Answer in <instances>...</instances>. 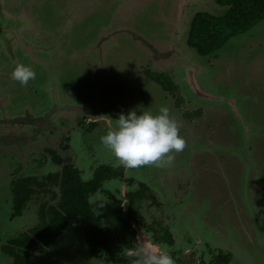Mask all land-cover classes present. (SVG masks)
<instances>
[{
	"label": "rangeland",
	"instance_id": "obj_1",
	"mask_svg": "<svg viewBox=\"0 0 264 264\" xmlns=\"http://www.w3.org/2000/svg\"><path fill=\"white\" fill-rule=\"evenodd\" d=\"M224 9L213 0H0V244L37 223L40 204L54 202L51 192H37L11 216L10 179L42 178L64 163L88 179L108 164L121 173L104 180L90 203L113 202L144 182L157 203L144 200L138 215L173 238L153 243L135 226L138 250L124 247L127 258L166 246L175 264H186L185 251L187 264H210L217 250L230 253L227 264H264V19L211 54L185 42L195 10ZM17 63L35 79L13 80ZM145 68L168 75L175 97ZM161 106L177 121L184 148L160 166L118 165L99 137L118 113ZM10 261L0 250V264ZM28 264L107 263L91 255L74 217L42 252H30Z\"/></svg>",
	"mask_w": 264,
	"mask_h": 264
},
{
	"label": "trees",
	"instance_id": "obj_2",
	"mask_svg": "<svg viewBox=\"0 0 264 264\" xmlns=\"http://www.w3.org/2000/svg\"><path fill=\"white\" fill-rule=\"evenodd\" d=\"M213 1L225 6L222 13L195 10L189 18L185 42L199 55L214 53L230 37L246 32L264 19V0ZM143 74L174 96L177 87L168 75L149 68L143 69ZM181 103L182 99L176 97L174 104L180 106ZM199 113L200 109L194 111L195 115ZM50 152L53 160L58 163L60 158L53 151ZM120 169L99 164L92 169L88 179H83L72 163H64L59 171L46 173L42 178L27 174L10 179L11 216L20 215L37 192H51V199L54 200L39 205L37 223L0 244V250L11 257L10 264H28L30 252H42L74 217L79 221L91 255L101 254L107 264H132L133 260L138 259L137 255L127 258L122 252L124 247L138 250L134 239L135 226L149 232L153 243L171 244L173 238L166 227L156 222L144 225L138 215L139 206L144 200L157 203L146 183L139 181L137 187L126 190L122 198H112L113 202L99 198L94 204L90 203L89 197L103 190V181L120 175ZM46 183L55 185L56 189ZM211 255L210 264H227L230 259V253L221 250Z\"/></svg>",
	"mask_w": 264,
	"mask_h": 264
},
{
	"label": "clouds",
	"instance_id": "obj_3",
	"mask_svg": "<svg viewBox=\"0 0 264 264\" xmlns=\"http://www.w3.org/2000/svg\"><path fill=\"white\" fill-rule=\"evenodd\" d=\"M11 78L21 85L35 79L36 73L28 65L17 63ZM100 143L111 152L118 165L137 168L142 165L170 163L173 152L184 148V139L178 135V123L169 115L167 106L158 111H139L131 108L115 116V123L99 137ZM136 264H175L169 249L141 248Z\"/></svg>",
	"mask_w": 264,
	"mask_h": 264
},
{
	"label": "flooded vegetation",
	"instance_id": "obj_4",
	"mask_svg": "<svg viewBox=\"0 0 264 264\" xmlns=\"http://www.w3.org/2000/svg\"><path fill=\"white\" fill-rule=\"evenodd\" d=\"M20 43V42H19ZM31 44V43H30ZM21 45V44H20ZM35 49V48H34ZM36 49L37 50H39V49H42L40 46H36ZM24 51H26V50H24ZM26 56H27V59L29 60V61H33V62H36V63H40V64H42V62L40 61V60H38V59H34V60H32L31 58H30V56H29V53L26 51ZM43 65V64H42ZM48 75V74H47ZM52 96H53V93H52ZM61 109H70L69 107H61ZM192 253H194V250H192ZM185 254V256L186 257H183L182 258V260H185V258H187L186 260V264L187 263H189L190 261V256H191V254H190V251H185L184 253H183V255ZM177 263H179V262H177Z\"/></svg>",
	"mask_w": 264,
	"mask_h": 264
},
{
	"label": "water",
	"instance_id": "obj_5",
	"mask_svg": "<svg viewBox=\"0 0 264 264\" xmlns=\"http://www.w3.org/2000/svg\"><path fill=\"white\" fill-rule=\"evenodd\" d=\"M47 74H48V72H47Z\"/></svg>",
	"mask_w": 264,
	"mask_h": 264
}]
</instances>
